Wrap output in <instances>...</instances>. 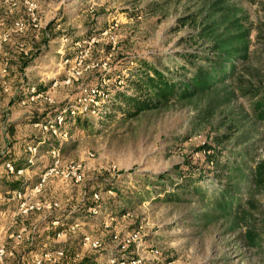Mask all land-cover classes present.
Wrapping results in <instances>:
<instances>
[{"label": "rangeland", "instance_id": "1", "mask_svg": "<svg viewBox=\"0 0 264 264\" xmlns=\"http://www.w3.org/2000/svg\"><path fill=\"white\" fill-rule=\"evenodd\" d=\"M201 26L209 40L198 38ZM142 61L200 85L181 99V83L159 109L128 118L116 96L133 91L119 76ZM107 91L113 109L101 105ZM45 109L57 113L27 117ZM212 154L231 164L226 177L214 176ZM1 156L36 170L0 165L9 264L54 248L67 249L68 264H105L118 255L111 235L132 230L160 250L156 260L141 251L143 264H264V0H0ZM41 175L39 191L19 198L8 188ZM101 177L114 190L104 192ZM93 192L102 211L80 212ZM22 203L41 209L23 217ZM53 203L69 220L59 237L45 222ZM21 229L35 231L31 253L9 240ZM85 238L100 247L86 250Z\"/></svg>", "mask_w": 264, "mask_h": 264}, {"label": "trees", "instance_id": "2", "mask_svg": "<svg viewBox=\"0 0 264 264\" xmlns=\"http://www.w3.org/2000/svg\"><path fill=\"white\" fill-rule=\"evenodd\" d=\"M193 22H195V19L192 18ZM210 29H207L205 26L200 27V32L198 34V38H201L203 40H209L211 37ZM182 57L187 59L189 62L192 63V59L198 58L199 56L195 54H187L184 52L182 54ZM205 60H209L208 62L212 61L211 58L209 59L208 57ZM142 65V69H139V71H135L134 73H131L130 77H123L122 75L119 76V78L125 80L127 82L128 89H131L133 92L132 94H127L125 91L118 93L116 97H118L122 102H123V108L121 109V113L125 115L128 118H135L139 113L144 112V111H151L152 109H159L163 105H165L172 96H174V93H176V88L178 85L183 84V89L180 91L181 99L189 98L191 96L192 92H196L200 82L198 79L194 78H188V81H184L182 79H174L173 77H167L165 73L161 70H159L155 65L147 64L146 61L140 62ZM214 66V64H212ZM113 68V67H112ZM108 77L111 76V74L106 75ZM95 84L93 82H88L86 84V88L90 89V87H93ZM107 90V89H106ZM107 101H104L101 103L103 109H106L107 107H111L113 109V104H108V102L113 99V94H110L108 91ZM43 110L41 113H29L27 117L30 118V121L32 123H40V122H46L50 115L52 116V113H57L53 110L47 111ZM99 111V110H97ZM99 115L103 114V116L109 117L110 112H104V110L98 112ZM49 115V117H48ZM102 116V115H101ZM48 117V118H46ZM73 121H74V126L77 129L81 130H86L88 128V120L85 117H82L81 115H76L73 116ZM72 119L69 121L71 124ZM210 160L212 163H215V167L213 170L214 176L216 178L220 179V177H226L227 172L231 169V164L228 162H221L219 160V155L212 154L210 155ZM5 162H10L14 166V171L18 169H28L30 168L31 171H34L36 173L35 167L34 166H29L26 161H21L18 158H10V156H1L0 157V165H3ZM3 167V166H2ZM234 167V166H232ZM235 168V167H234ZM5 169V168H4ZM226 173V174H224ZM225 175V176H224ZM102 181V184L104 185L103 191L106 192L108 190L113 189L111 184H108L109 180L107 178L101 177L100 178ZM37 181H31V180H26V181H21V182H10L8 184V188L10 191L17 190L20 191L21 193H24L26 189L32 188L34 184ZM160 183V182H159ZM231 184V183H229ZM176 188H183L181 184H175ZM114 190V189H113ZM184 190H186L184 188ZM93 193H90L86 201L79 206V211L85 213L89 207H97L99 211H102L101 201L98 199H95L93 197ZM108 201L109 202H114L117 201L118 196L116 192H114L111 196L108 195ZM67 210H56L51 212L50 214L47 215L45 222L46 223H51L53 220H59L63 223H69V220L67 218L66 214ZM69 211V210H68ZM25 217V215H20ZM71 216H76L71 213ZM37 227V226H35ZM58 228L53 227L51 232L55 235L56 230ZM64 252L63 257L60 260L59 264H68L69 256L71 254L67 253V249H62ZM25 253H30L28 250L25 251ZM93 262V261H91ZM80 264H87V262L81 261ZM93 264V263H90Z\"/></svg>", "mask_w": 264, "mask_h": 264}, {"label": "built area", "instance_id": "3", "mask_svg": "<svg viewBox=\"0 0 264 264\" xmlns=\"http://www.w3.org/2000/svg\"><path fill=\"white\" fill-rule=\"evenodd\" d=\"M38 124V123H37ZM10 162H5L3 164V167H6L5 169L14 170V166ZM24 169H18L15 172L21 173ZM76 181L81 179V175L74 173L73 174ZM45 180V175H41L39 180L34 184L32 188L26 189L30 192L39 191L42 187V184ZM15 193H17L18 197L20 198L22 195L24 196V193H21L20 191L14 190ZM97 192L93 194V197L95 199H98ZM46 207V206H45ZM58 204H48L47 205V211L50 214L53 211L59 210ZM38 210L41 209L38 204H31L27 205L22 203L19 209L20 215H26L29 211L32 210ZM89 211H92L93 214H96L99 210L97 207H89ZM100 212V211H99ZM52 227L58 228L56 230L55 236L59 237L61 234L60 229L63 228V231H65V227L68 226L67 223H63L59 220H53L51 223ZM35 231L32 233L25 232L24 230H18L17 232L11 234L9 240L13 242L16 246L23 245L24 246V252L31 251L33 248L38 246V242L36 240ZM86 242L84 243L86 250L93 251L100 247V243L94 239L85 238ZM111 241L114 244V251L118 253V255H112L109 254L107 259L105 260V264H143L145 262V258L141 255L142 252H147L151 259L156 260L157 256L160 254L159 247L157 246H148L145 247L142 244V239L140 237L139 231H131L130 233L125 234L124 236H119L117 234L111 235ZM132 252V255H131ZM64 252L61 248H54L53 251L50 252V250H45L39 254H36L32 257L30 264H59L61 258L63 257ZM12 257V252L6 247V244L0 243V264H9V259ZM14 264H19V262H16Z\"/></svg>", "mask_w": 264, "mask_h": 264}]
</instances>
